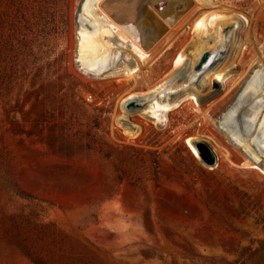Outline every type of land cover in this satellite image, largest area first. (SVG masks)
Listing matches in <instances>:
<instances>
[{
    "label": "rangeland",
    "instance_id": "rangeland-1",
    "mask_svg": "<svg viewBox=\"0 0 264 264\" xmlns=\"http://www.w3.org/2000/svg\"><path fill=\"white\" fill-rule=\"evenodd\" d=\"M157 1L0 0V264H264V78L176 85L218 6L264 56V0Z\"/></svg>",
    "mask_w": 264,
    "mask_h": 264
},
{
    "label": "bare ground",
    "instance_id": "bare-ground-1",
    "mask_svg": "<svg viewBox=\"0 0 264 264\" xmlns=\"http://www.w3.org/2000/svg\"><path fill=\"white\" fill-rule=\"evenodd\" d=\"M132 2L134 12L146 21L155 19L153 13L156 14L161 10L158 1L154 0L153 6L148 5L151 13L149 15L141 14L137 6V0H132ZM104 7L109 10L110 15L115 19L112 2L105 4ZM216 11L221 15V18L215 22L212 33L208 38L209 42L213 41L212 44L203 45L197 50L196 47L198 45H196L194 49L186 54L184 62L180 65L176 85L184 91L197 85L196 90L200 89L207 83L213 72L222 69L221 63L226 62L227 68L222 72L223 77L218 80L222 82H219L218 85L220 86V83H222L221 89L227 93L244 95L249 84L257 75H262L264 78V56L254 53L246 68L241 69L242 71L238 70L240 68L238 63H240L244 52L249 54L253 50H251L250 46L253 41L250 39V43H252L249 46L242 44L244 41L241 40L243 27L237 22V18L230 19L227 11L221 6H218ZM163 35L164 31L156 38V41ZM228 37L229 40L227 42ZM137 42L141 49L149 52L151 46L145 45V42L141 40H137Z\"/></svg>",
    "mask_w": 264,
    "mask_h": 264
},
{
    "label": "water",
    "instance_id": "water-1",
    "mask_svg": "<svg viewBox=\"0 0 264 264\" xmlns=\"http://www.w3.org/2000/svg\"><path fill=\"white\" fill-rule=\"evenodd\" d=\"M154 0H137V6L141 14L149 15L150 9L148 8V5L153 6ZM212 158L209 157V163H212Z\"/></svg>",
    "mask_w": 264,
    "mask_h": 264
}]
</instances>
